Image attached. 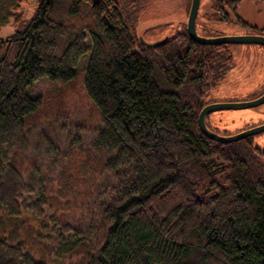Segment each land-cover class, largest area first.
Returning <instances> with one entry per match:
<instances>
[{
	"label": "trees",
	"instance_id": "1",
	"mask_svg": "<svg viewBox=\"0 0 264 264\" xmlns=\"http://www.w3.org/2000/svg\"><path fill=\"white\" fill-rule=\"evenodd\" d=\"M25 1L0 0V31L14 27L0 37V264H67L54 251L79 255L76 264H264V149L253 137L213 140L199 125L235 65L229 44L199 43L185 25L146 46L118 0H41L30 19ZM241 1L229 4L246 26ZM87 52L100 127L53 195L26 178L18 152L42 104L27 88L72 81ZM93 195L90 219L75 217ZM24 213L60 247L40 251L32 225L20 234Z\"/></svg>",
	"mask_w": 264,
	"mask_h": 264
},
{
	"label": "rangeland",
	"instance_id": "2",
	"mask_svg": "<svg viewBox=\"0 0 264 264\" xmlns=\"http://www.w3.org/2000/svg\"><path fill=\"white\" fill-rule=\"evenodd\" d=\"M118 1L130 17L129 23L139 42L142 43L143 39L155 43L183 30L187 25L192 0ZM229 1L201 0L196 20L198 32L207 37L262 35L264 0L240 2L238 14L249 24L246 26L236 22L237 16L231 11ZM40 2H23L20 11L26 19L34 16ZM225 13L230 14V21L221 20ZM13 32L14 27L6 25L0 31V37L6 39ZM229 49L233 53L235 65L220 84L212 89L209 103L252 100L264 92V45L229 44ZM89 56L90 52H87L81 57L76 67V77L72 81L65 82L45 76L27 88L31 96L42 99V104L30 118V130L24 142L19 145L18 152L28 167L26 178L43 190L53 188V195H56L60 187L61 172L66 169L69 172L78 170L82 166L84 153L81 149L92 145L94 132L100 127L98 106L88 96L84 86ZM206 122L210 129L220 135H233L264 122V103L249 108L218 110L210 113ZM253 141L264 149V132L253 137ZM95 199L93 195L88 199L89 202L84 200L76 209L75 217L89 220V212L92 211L90 207L96 202ZM67 202H73V199ZM22 217L26 220L24 227H20V234H27V228L32 225L35 228L32 236H36L40 242L35 246L40 251H43L42 244L60 247L61 242L52 235L49 226L42 225L31 213H24ZM52 259L76 264L80 256L64 253L58 258L54 251Z\"/></svg>",
	"mask_w": 264,
	"mask_h": 264
},
{
	"label": "water",
	"instance_id": "3",
	"mask_svg": "<svg viewBox=\"0 0 264 264\" xmlns=\"http://www.w3.org/2000/svg\"><path fill=\"white\" fill-rule=\"evenodd\" d=\"M201 0H192L191 6L189 10V17L187 21V30L189 35L199 43L202 44H261L264 45V35L255 34V35H229V36H214L207 37L199 34L197 30L196 20L199 12ZM167 38L155 42L148 43L142 39V43L146 46H159L164 43ZM264 103V93L255 99L247 100V101H236V102H215L208 103L203 107L199 114V125L201 130L213 140H217L219 142H233L237 140H241L247 137H251L257 134L264 132V124L250 127L246 130H243L239 133L233 135H220L209 128L206 122L207 116L215 111L223 110V109H241V108H249L258 106Z\"/></svg>",
	"mask_w": 264,
	"mask_h": 264
},
{
	"label": "flooded vegetation",
	"instance_id": "4",
	"mask_svg": "<svg viewBox=\"0 0 264 264\" xmlns=\"http://www.w3.org/2000/svg\"><path fill=\"white\" fill-rule=\"evenodd\" d=\"M262 35H264V33H263ZM263 93H264V92H262L258 97H260ZM261 124H264V122H262V123H260V124H258V125H261ZM258 125H255V126H258ZM262 133H263V132H262ZM257 135H259V134H257ZM257 135H254V136H251V137H255V136H257Z\"/></svg>",
	"mask_w": 264,
	"mask_h": 264
}]
</instances>
